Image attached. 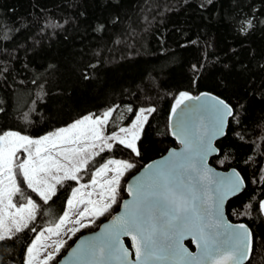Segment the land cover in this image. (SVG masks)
Returning a JSON list of instances; mask_svg holds the SVG:
<instances>
[{
	"label": "trees",
	"instance_id": "obj_1",
	"mask_svg": "<svg viewBox=\"0 0 264 264\" xmlns=\"http://www.w3.org/2000/svg\"><path fill=\"white\" fill-rule=\"evenodd\" d=\"M37 3L38 10H32ZM199 3L0 0V135L13 130L38 137L114 106L129 105L132 111L152 107L135 151L116 143L92 156L76 179L59 183L46 201L30 194L39 200L36 216L0 238V264H26L28 246L42 228L60 219L78 181L88 182L110 158L132 160L118 200L100 221L113 214L126 195L125 180L147 161L177 146L168 124L178 95L202 91L220 96L241 113L229 118L225 135L216 141L218 154L210 163L224 170L235 167L243 176L245 187L228 200L226 213L231 221L245 222L251 229L252 251L244 264H264V219L258 203L264 196V30L257 27L245 37L230 26L233 21L244 23L238 13L247 14L252 0H218L211 20L197 7ZM260 8L256 2L252 11ZM29 12L30 21L23 15ZM13 13L19 28L32 26L17 35L18 28L9 19ZM213 39L215 49L203 47ZM195 40L198 46L182 47ZM231 49L237 50L236 55H231ZM218 59L235 66L231 75L216 64ZM198 60L209 66L203 77L192 75L188 68ZM238 61L247 65L242 73ZM84 76L93 78L85 81ZM187 245L192 248L190 241Z\"/></svg>",
	"mask_w": 264,
	"mask_h": 264
},
{
	"label": "water",
	"instance_id": "obj_2",
	"mask_svg": "<svg viewBox=\"0 0 264 264\" xmlns=\"http://www.w3.org/2000/svg\"><path fill=\"white\" fill-rule=\"evenodd\" d=\"M231 116V105L214 93L182 99L168 124L177 146L131 174L118 209L54 264H244L252 232L228 218L226 204L245 180L235 167L210 163ZM260 201L264 219V196Z\"/></svg>",
	"mask_w": 264,
	"mask_h": 264
},
{
	"label": "rangeland",
	"instance_id": "obj_3",
	"mask_svg": "<svg viewBox=\"0 0 264 264\" xmlns=\"http://www.w3.org/2000/svg\"><path fill=\"white\" fill-rule=\"evenodd\" d=\"M187 96L180 93L175 106ZM151 108L147 105L132 111L129 105L114 106L38 137L13 130L2 133L0 238L22 229L35 218L38 201L49 199L65 179H76V173L96 153L116 143L135 151ZM132 167V160L110 158L93 172L88 182L78 181L60 219L42 228L28 246L26 264L52 263L67 250L72 237L79 236L82 230L95 229L118 200L119 187Z\"/></svg>",
	"mask_w": 264,
	"mask_h": 264
},
{
	"label": "snow or ice",
	"instance_id": "obj_4",
	"mask_svg": "<svg viewBox=\"0 0 264 264\" xmlns=\"http://www.w3.org/2000/svg\"><path fill=\"white\" fill-rule=\"evenodd\" d=\"M258 2L261 5L260 9H256L255 11H252V9L254 8L255 3ZM218 3V0H206V2H204V0H201V3H199L197 5V7L204 13L208 14V19L211 20L212 17L215 15V11H214V5ZM118 6V5H117ZM221 7H223V5L221 4ZM39 8V4L37 3L32 10H38ZM209 9H213V11H209ZM249 9L250 11L247 14H243V13H238V19H241L244 21V23H241L239 25H237L234 21L230 22V26L232 27L233 31L237 32V35H241V36H245L247 37L248 35H250L252 32H254L256 30L257 27H260L262 30H264V0H252V3L249 4ZM43 12H40V15H43ZM25 16V18L27 20H31V12L29 13H25L23 14ZM80 15H85V13H80ZM9 19L12 21L13 26L18 28L17 31V35L19 34L20 31H25L27 30L28 27H31L32 24L27 25L25 28H19V26L16 24V17L13 13L12 17H9ZM116 22H118V17L112 21L113 24H115ZM37 22H33V24H35ZM105 25L101 24L100 27L101 29L104 28ZM199 45V41L195 40V41H190L184 45H182V47H193V46H198ZM204 48H207L209 50L215 49L216 45H215V40L213 39L211 42L205 43V45H203ZM231 55H236L237 50L236 49H231L230 50ZM253 58H255V52H253ZM241 65L240 68V73H242L244 70L247 69V65L243 64L242 61H238ZM216 64H220L222 65L223 69L227 70L226 74L227 75H231L232 70L235 68L234 65L231 64H223L221 60H217ZM95 67V66H94ZM215 67V65L213 66ZM188 68L192 70L191 74L192 75H197L199 74L201 77H203L204 72H207L209 70V66L207 64V61H203V63H201L200 60L196 61L195 64H188ZM261 69L264 70V66H261ZM240 73H237L238 75ZM93 77L92 76H84V80L88 81L91 80ZM198 83V81H197ZM225 87H227V82H225ZM241 108L243 106H240ZM241 115L240 111L236 108H232V118L233 117H239ZM259 205L261 203V201L258 202ZM261 209V208H260Z\"/></svg>",
	"mask_w": 264,
	"mask_h": 264
}]
</instances>
